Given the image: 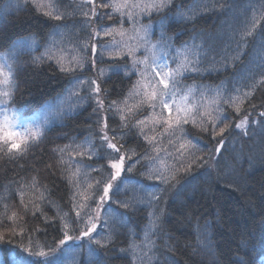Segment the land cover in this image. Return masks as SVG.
I'll return each mask as SVG.
<instances>
[{"label":"trees","instance_id":"obj_1","mask_svg":"<svg viewBox=\"0 0 264 264\" xmlns=\"http://www.w3.org/2000/svg\"><path fill=\"white\" fill-rule=\"evenodd\" d=\"M125 1L0 0V69L9 78L0 264H63L61 241L78 236L105 195L99 241L75 264H264V0ZM92 4L96 33L130 32L137 19L135 33L149 43L138 60L117 48L82 53L73 37L87 32ZM62 46L84 64L60 60ZM153 55L170 67L169 106ZM10 113L30 125L47 118L9 136L1 114ZM102 126L115 146L101 143ZM119 155L117 171L110 163Z\"/></svg>","mask_w":264,"mask_h":264},{"label":"rangeland","instance_id":"obj_2","mask_svg":"<svg viewBox=\"0 0 264 264\" xmlns=\"http://www.w3.org/2000/svg\"><path fill=\"white\" fill-rule=\"evenodd\" d=\"M118 1L119 2L123 1V4H121L122 7L127 6V3L125 0H118ZM37 2L40 3L43 7H49V0H37ZM94 8L96 9L95 5L92 4L91 10L90 11L86 10L84 16H82L84 20L83 24L87 27V32H83V31L80 32L76 30V33L73 37V40L75 41V44H77V46L85 48V50L82 51L83 54H86L88 50L91 51L92 53L95 52L94 54H96L98 50L102 53L105 50L107 51L109 49L117 48L118 51L123 49L125 50L124 51L125 53L127 52L133 55L137 52V49L139 50L141 46L149 44L141 36H138L135 33L138 28V24L136 23L137 19H134L136 21L133 23L132 30L130 32L123 34V32L120 29H115L111 32L101 31V33H99L97 31L96 33L95 31L98 29V23L96 22V25L94 26V21H93ZM133 8L135 9L134 14H137L138 12L137 7H133ZM90 16H92V18ZM141 32L142 31L140 32L138 31V33H141ZM108 37H112V41H115V42L113 43L112 41L109 42L110 38ZM133 40H135V44L133 43L134 42ZM122 44L125 45V49L123 48ZM82 53L81 52L79 53L78 50L71 49V48L65 49L62 46V47H59V52L58 53L56 52V55L60 60H66L69 63H73V64L79 63L82 66L84 64V61H86V59L84 58L85 56ZM120 53L122 52H119V54ZM133 56H134V60H138L137 55H133ZM80 57H83V58L80 59ZM150 58H151L150 60L151 70L154 73V75L157 77V79L160 81L161 85L163 86V95L165 97V104L169 106L171 104V100L173 98L175 91H174V87L170 79V70H169L170 67H169L168 61L166 60L164 55H160V56L153 55ZM5 60H6L5 57H0V61L2 63H4ZM100 68H101L100 71L102 72L103 71L102 67ZM88 72H91V71H88ZM1 77H2V80L0 81V102L2 104L3 103L2 101H4V98L8 94L7 87H8L9 78L7 79L6 77H4V71L0 69V78ZM83 80L84 79H81V81ZM83 87H86V86L83 84L71 90L68 93L66 101H68V99L75 97L74 94L79 93ZM86 93L91 95V101L92 103H94L96 107L95 108L96 112L104 119V116L106 114V108L100 96L97 95V92L93 91L90 85L87 86ZM83 101L86 102V99H83ZM1 116H2L1 118L2 126L5 127V129L8 132V135L9 136L15 135V136L20 137V134L22 132L21 125L22 123H25V122H20L21 117L19 116L15 118L11 115V113L9 114V116H6L4 114H1ZM46 118H47V115L45 116V113H44L43 116H39V119H37L31 125L27 123L25 124L27 125V128L31 126L36 128L42 122V120L43 119L46 120ZM248 124H249L248 121H241L238 124V129L239 130L242 129V131H245V129L248 127ZM100 132L102 133V136L99 138L102 141L101 143L105 141L110 142L112 140L110 139V134L107 132L106 127L102 126L100 128ZM112 142L110 143L113 144V146H115L114 143ZM91 150L93 149L91 148ZM207 155L208 154H205V156ZM124 161H125L124 155H119V159L116 160L114 163L111 162L110 164L112 167H114V169L116 168V170L118 171L119 167L120 169H121V166H123L124 168ZM114 173L117 176L119 172L116 173L114 171ZM112 185H114V183H112ZM112 185H109V188L112 187ZM106 200H107V197L105 195V197L102 198L101 203L93 210L91 214L89 211L85 214L86 222L81 226V231L78 234V236H76L75 238H72L69 235H67V237H65L61 241L62 242L61 244L65 245L62 248L63 249L62 256L66 258L63 264H75V262L79 260L83 252L88 253L93 249L92 240L99 241V239L96 236L97 235L96 229H97V224L101 220L102 211L104 209L103 204L106 202ZM151 250H152L151 247L147 248V251L149 253L148 259H150ZM12 255L17 256L18 255L17 251H13ZM26 256H29V255H26ZM44 258L45 257L35 258L34 261H37L36 263L40 264L44 262V260H46Z\"/></svg>","mask_w":264,"mask_h":264}]
</instances>
